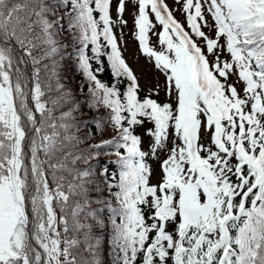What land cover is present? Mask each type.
I'll return each mask as SVG.
<instances>
[{"label":"snow or ice","instance_id":"1","mask_svg":"<svg viewBox=\"0 0 264 264\" xmlns=\"http://www.w3.org/2000/svg\"><path fill=\"white\" fill-rule=\"evenodd\" d=\"M176 3L187 29L165 0H135L136 39L174 96L161 103L158 88L141 97L114 32L128 0H0V264H104L105 230L112 264H264V0ZM69 46L88 106L108 111L96 127L116 132L88 149L58 71ZM102 57L116 83L98 78ZM106 145L119 174L97 178Z\"/></svg>","mask_w":264,"mask_h":264},{"label":"trees","instance_id":"2","mask_svg":"<svg viewBox=\"0 0 264 264\" xmlns=\"http://www.w3.org/2000/svg\"><path fill=\"white\" fill-rule=\"evenodd\" d=\"M71 35L68 32L61 33L59 39L62 44L68 45L71 40ZM74 51V46H69L64 55V59L61 61V66L58 69L61 77V82L66 86L68 90H70L76 100L79 102L80 109L79 112L76 113L78 118V123L80 124V132L78 135L83 136L85 132L89 133L87 142L82 145L85 149H88L90 145L101 144L105 140H111L115 135V130L111 127V125H105L102 128L96 127L97 120L106 119L108 116V111L106 109L101 108L100 110H96L90 108L88 106V81L86 80L83 73H81L76 67L75 57H69L67 53H72ZM91 55V52L89 53ZM104 63L101 65L103 71L98 74V78L101 79L102 82L107 83L109 85L116 83L114 78L111 75L110 65L107 63L106 57H102ZM44 63H51L50 61H44ZM93 67H96V64H93ZM31 71V68H29ZM127 81H125V84ZM121 90H124V85H120ZM147 92H140L141 97H144ZM156 98V97H153ZM158 99V98H156ZM159 102H171V101H161ZM59 115V113H57ZM151 125H146L145 127H138L136 129V134L140 135L144 139V150H148V146L145 143L146 136L145 130L146 127H150ZM147 147V148H146ZM96 152H99V156L95 159L91 160V165L94 166V172L97 178L100 177L102 169L107 168L108 172L112 171V176H117L119 174V165L116 163V156L114 152L116 151L115 147L112 145H106L102 148L96 149ZM123 151V150H121ZM149 163L153 169V178L155 173V161L150 160ZM111 176V175H110ZM153 183V179H152ZM97 193H92V197L95 198ZM107 195V193H104ZM92 207H100V205L93 204ZM104 215H108L107 211H105ZM101 235V258L104 261V264H112V245L110 236L107 230L102 233H98Z\"/></svg>","mask_w":264,"mask_h":264},{"label":"rangeland","instance_id":"3","mask_svg":"<svg viewBox=\"0 0 264 264\" xmlns=\"http://www.w3.org/2000/svg\"><path fill=\"white\" fill-rule=\"evenodd\" d=\"M115 3V0H114ZM165 3L168 4L169 8L173 10V15L177 21H179L182 25L187 29V23L185 19V15L181 9V5L176 3V0H165ZM137 14V6L135 4V0H128L127 10L124 14V19L127 20V25H120L114 28V32L116 33V37L118 38V43L120 44L121 51L123 56L128 63V65L132 68L134 74L137 76L140 87L149 91L151 89H159V98H166L168 95L165 93V77L164 74L155 67L154 58L150 59L146 55L143 54L139 42L136 39L135 33L136 28L134 25V17ZM207 15V13H205ZM113 18L115 19V12L113 11ZM153 23L156 25L155 29L149 34L150 35V46L154 48L156 51H161V45L158 43V38L154 34L155 32L160 31L161 26L158 22L155 21L154 16H152ZM209 22L211 23V19L209 17ZM209 36H212V29L204 28L203 29ZM194 39H198V37H193ZM203 48L205 47L201 43H199ZM231 80L233 83H236V76H231ZM238 91L242 93L243 84L239 83L236 85ZM169 97V96H168ZM148 144L149 138L146 136ZM203 139H209L208 134H202ZM167 153H161V157L165 158ZM159 164V163H158ZM160 176V167H158L157 177Z\"/></svg>","mask_w":264,"mask_h":264}]
</instances>
